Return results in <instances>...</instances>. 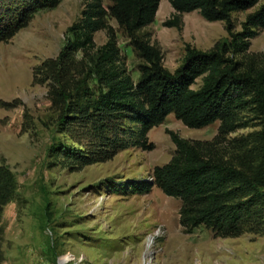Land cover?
I'll return each mask as SVG.
<instances>
[{
  "label": "trees",
  "instance_id": "1",
  "mask_svg": "<svg viewBox=\"0 0 264 264\" xmlns=\"http://www.w3.org/2000/svg\"><path fill=\"white\" fill-rule=\"evenodd\" d=\"M59 1L0 0V42L25 27L34 12ZM167 1L173 14L163 26L181 29V15L197 10L207 21H223L227 38L206 50L185 45L182 62L170 72L163 66L160 48L139 35L154 21L160 0H83L80 17L67 27L58 54L33 68V84L48 88L57 128L68 131L76 143H56L50 151L67 166H84L107 161L130 146L153 148L147 133L168 114L189 128L218 121L211 140L186 139L167 130L175 146L171 158L153 167L152 182L135 180L127 188L145 194L155 185L178 198L179 224L187 233L204 226L216 237L264 236V52H249L251 39L264 31V2L235 30L231 14L253 8L260 0ZM108 18L115 20L141 60L136 81ZM99 30H105L107 40L92 54ZM198 78L201 84L193 88ZM18 104L16 99L0 101L7 109ZM243 112H252L259 129L236 138L229 153L221 152L219 146L229 133L248 126ZM16 189L14 173L0 162V262L1 217Z\"/></svg>",
  "mask_w": 264,
  "mask_h": 264
},
{
  "label": "rangeland",
  "instance_id": "2",
  "mask_svg": "<svg viewBox=\"0 0 264 264\" xmlns=\"http://www.w3.org/2000/svg\"><path fill=\"white\" fill-rule=\"evenodd\" d=\"M263 2L233 12L235 30ZM83 6V0H60L53 8L34 12L25 27L0 42V101H20L14 108L0 105V162L17 182L1 217L0 264H264L263 235L216 237L204 226L187 233L179 224L178 198L155 185L145 194L127 188L135 180L150 181L153 167L171 158L175 146L167 130L186 139L211 140L218 121L189 128L168 114L147 133V143L153 144L149 150L130 146L107 161L84 166H67L53 156L54 144L76 143L68 131L57 128L48 88L33 84V68L58 54L67 27L78 20ZM172 14L169 2L160 0L154 21L139 31L160 48L163 66L170 72L182 62L185 45L206 50L227 38L223 21H207L197 10L181 15V29L163 26ZM108 22L136 81L141 60L115 20ZM93 40L92 54L106 42L105 30L95 32ZM249 52H264V31L251 39ZM200 84L198 78L192 87ZM241 116L248 126L229 133L219 146L221 152L229 153L236 138L259 129L252 112Z\"/></svg>",
  "mask_w": 264,
  "mask_h": 264
},
{
  "label": "water",
  "instance_id": "3",
  "mask_svg": "<svg viewBox=\"0 0 264 264\" xmlns=\"http://www.w3.org/2000/svg\"><path fill=\"white\" fill-rule=\"evenodd\" d=\"M150 181L152 182V179H150Z\"/></svg>",
  "mask_w": 264,
  "mask_h": 264
}]
</instances>
